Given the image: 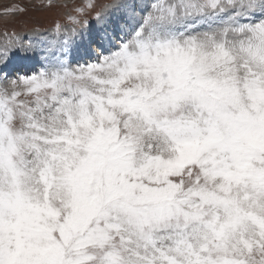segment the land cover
<instances>
[{
    "label": "snow or ice",
    "instance_id": "6c2138e0",
    "mask_svg": "<svg viewBox=\"0 0 264 264\" xmlns=\"http://www.w3.org/2000/svg\"><path fill=\"white\" fill-rule=\"evenodd\" d=\"M0 264H264V0H151L0 87Z\"/></svg>",
    "mask_w": 264,
    "mask_h": 264
},
{
    "label": "rangeland",
    "instance_id": "374dc122",
    "mask_svg": "<svg viewBox=\"0 0 264 264\" xmlns=\"http://www.w3.org/2000/svg\"><path fill=\"white\" fill-rule=\"evenodd\" d=\"M117 1L120 0H0V54L5 50L8 53L6 59H0V87L7 86L21 75L38 74L59 60L75 68L107 55L110 46L115 48L122 39L128 38L130 28L140 20L142 13H146L151 3V0H126L128 11L137 15L131 18L132 26L124 30L103 14L105 6L113 3L111 12L117 13ZM89 2L94 5L92 9L85 7ZM81 8L82 14H78L76 9ZM98 12L101 14L99 20L96 19ZM72 19L79 20L80 24L74 25ZM57 24L61 27L60 32L56 31ZM90 28L94 30L91 39L83 45L82 51L85 52L74 56L75 46ZM99 35L109 36V43L104 44Z\"/></svg>",
    "mask_w": 264,
    "mask_h": 264
},
{
    "label": "bare ground",
    "instance_id": "6f19581e",
    "mask_svg": "<svg viewBox=\"0 0 264 264\" xmlns=\"http://www.w3.org/2000/svg\"><path fill=\"white\" fill-rule=\"evenodd\" d=\"M133 2L136 0H132ZM131 1V2H132ZM118 5H119V10L117 11V13L112 14L111 9L112 7L115 5V3H113L111 6H108L104 11L103 14L108 16L110 19L113 20V23L115 26H117L118 28L127 30V28L129 26H132L131 23V18L136 17L137 13L136 12H130L128 11V8L125 6L126 0H120L117 1ZM119 13H122V15H119ZM105 16V17H106ZM123 18V20H122ZM93 28V27H92ZM92 28H90V30L88 31V33L83 34V36H81V40L79 41V43L75 46V52H74V56H78L81 55L82 52H85V50L82 51V49L84 48L83 45H86L87 42L91 39L90 34L93 32ZM33 35V34H32ZM35 35V34H34ZM38 35V34H37ZM99 38H102V41L104 42V44L109 43V39L110 37L105 35H99ZM68 45V43H67ZM119 44H117L118 46ZM66 47V46H65ZM80 48V49H79ZM37 51V50H36ZM94 51V50H93ZM39 52H37L36 55H38ZM17 76V75H16Z\"/></svg>",
    "mask_w": 264,
    "mask_h": 264
}]
</instances>
